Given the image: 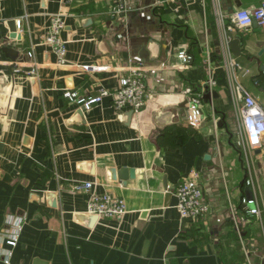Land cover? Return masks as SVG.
Listing matches in <instances>:
<instances>
[{
	"label": "crops",
	"instance_id": "1",
	"mask_svg": "<svg viewBox=\"0 0 264 264\" xmlns=\"http://www.w3.org/2000/svg\"><path fill=\"white\" fill-rule=\"evenodd\" d=\"M263 2L0 0V251L10 248V233L18 239L9 264H240L227 193L240 208L251 171L264 197V145L246 152L238 144L242 126L222 59L232 52L239 80L264 106V25L231 31L241 38L236 55L217 9L230 15ZM57 11L68 47L62 62L45 44ZM182 50L193 63L180 61ZM208 52L217 68L212 90ZM129 59L145 67L142 109L117 110L109 96L85 109L65 96L118 88ZM188 86H204L199 128L186 121ZM213 118L225 122L217 132ZM125 169L126 180L118 175ZM192 169L211 209L199 221L181 216L174 191ZM89 181L126 201L121 219L88 213L89 193L71 184ZM252 220L253 264H264V231Z\"/></svg>",
	"mask_w": 264,
	"mask_h": 264
},
{
	"label": "built area",
	"instance_id": "2",
	"mask_svg": "<svg viewBox=\"0 0 264 264\" xmlns=\"http://www.w3.org/2000/svg\"><path fill=\"white\" fill-rule=\"evenodd\" d=\"M206 5V0H204ZM218 23L226 30L232 31L234 28L250 27L255 21L264 25V2L254 9L240 7L232 14L228 15L222 8L217 9ZM23 19L17 21V27L22 28ZM65 27L64 12L57 11L51 16L50 25L45 38L47 44L56 54L58 61H64L68 47L66 41L61 36V31ZM33 56V52H28ZM178 58L182 63H193L192 54L185 50L178 53ZM229 71L230 90L233 97V103L238 111L241 122L242 140L238 143L246 152L253 150L255 147L264 145V106H262L254 96L239 80V71L241 65L231 51L224 55L222 59ZM204 67L208 75L207 86L213 89L217 84L215 78L216 65L214 64L211 54L208 55L204 62ZM144 65L136 63L129 59L128 70L121 77L120 86L116 89L102 87L96 94L89 96H78L76 92H66L65 96L71 100L77 101L85 109H90L94 104L99 103L105 97H112L113 104L117 110L124 105H130L132 109H142L148 100L150 91L144 80ZM16 72L22 71V67L17 66ZM255 84L259 85L260 80L256 78ZM186 96V121L191 127L199 128L204 120L203 95L204 86L195 88L188 86L183 89ZM215 132H217L218 121L214 118L211 120ZM219 136H216L218 145ZM94 182H76L71 184L72 191H86L89 193L87 202L88 213L106 218L121 219L127 212V204L123 198L116 197L108 192L99 193L93 191ZM246 184L251 187V195L242 193L240 195V208L233 200L231 193L228 194V204L231 216L234 220L235 228L238 232L239 240L242 243L244 252L248 258V264H253L250 258L252 242L245 235L244 226L238 221L240 210L246 213L251 219L258 222L264 231V197L263 193H257L255 181L252 173H248ZM178 197V210L182 217L192 218L199 221L210 213V204L206 200L203 187L200 183V171L192 169L188 178L184 179L174 190ZM242 230L244 233H242ZM9 232V231H7ZM18 239L16 234L10 233L7 245L10 246L5 252L0 251V258L6 264L10 263L12 248L17 246Z\"/></svg>",
	"mask_w": 264,
	"mask_h": 264
},
{
	"label": "water",
	"instance_id": "3",
	"mask_svg": "<svg viewBox=\"0 0 264 264\" xmlns=\"http://www.w3.org/2000/svg\"><path fill=\"white\" fill-rule=\"evenodd\" d=\"M121 1V4L124 5V0H120ZM11 30H12V34H11V37H17V21H14L12 24H11ZM228 36L231 38V41H230V46L232 47L234 53L236 55H240L241 54V47H240V42H241V38L240 37H235L234 33L229 31L228 32ZM225 124V122L223 121H219L218 122V126H223ZM2 148V144L0 143V149ZM209 156V155H208ZM208 158V157H207ZM119 177L122 178V179H128V175H127V170H123L122 172H120L119 174ZM134 175V172L131 171V176ZM251 189L249 188L248 189V195L250 196L251 195ZM36 263L37 264H47V262H43V261H40V260H36Z\"/></svg>",
	"mask_w": 264,
	"mask_h": 264
},
{
	"label": "rangeland",
	"instance_id": "4",
	"mask_svg": "<svg viewBox=\"0 0 264 264\" xmlns=\"http://www.w3.org/2000/svg\"><path fill=\"white\" fill-rule=\"evenodd\" d=\"M230 217H231L232 222L234 223V220H233L232 216H230ZM238 221L244 227L247 226L249 223L251 224L250 225V228H252V229H254L255 226H258L257 224L254 225V222H253L252 219H245V217H243V215H241V214H238ZM235 231H236V233H238L237 230H236V228H235ZM242 233H244L243 230H242ZM231 237H232V235H231ZM250 241L252 242V239H250ZM232 243H233V246L231 248L235 251V255L238 258V260L240 261L239 263L240 264H248V258H247L246 254L244 252V249H243V246H242L241 241L240 240H238V241L235 240V242H231V245H232ZM249 253H250L251 261L253 263V259L255 257L254 254L255 253H258V252H254V250L252 248L251 249V252H249Z\"/></svg>",
	"mask_w": 264,
	"mask_h": 264
},
{
	"label": "trees",
	"instance_id": "5",
	"mask_svg": "<svg viewBox=\"0 0 264 264\" xmlns=\"http://www.w3.org/2000/svg\"><path fill=\"white\" fill-rule=\"evenodd\" d=\"M240 214L243 215V217H245V219H251L246 213H244L242 210H240ZM244 231H245V235L248 239H251L252 234H251V228H246V226L244 227ZM236 233V231H235ZM236 238L239 239L238 233H236Z\"/></svg>",
	"mask_w": 264,
	"mask_h": 264
}]
</instances>
